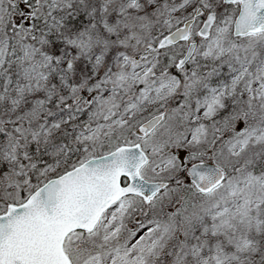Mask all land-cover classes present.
Wrapping results in <instances>:
<instances>
[{"label": "snow or ice", "instance_id": "1", "mask_svg": "<svg viewBox=\"0 0 264 264\" xmlns=\"http://www.w3.org/2000/svg\"><path fill=\"white\" fill-rule=\"evenodd\" d=\"M0 264H264V0H0Z\"/></svg>", "mask_w": 264, "mask_h": 264}]
</instances>
